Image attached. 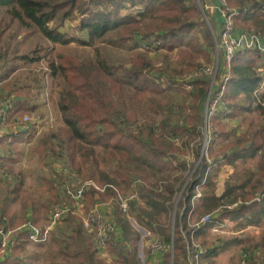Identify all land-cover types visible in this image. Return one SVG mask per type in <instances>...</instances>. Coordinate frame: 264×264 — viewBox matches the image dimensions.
Wrapping results in <instances>:
<instances>
[{
  "label": "trees",
  "instance_id": "16d2710c",
  "mask_svg": "<svg viewBox=\"0 0 264 264\" xmlns=\"http://www.w3.org/2000/svg\"><path fill=\"white\" fill-rule=\"evenodd\" d=\"M187 1L190 0H0V7L9 5L7 8L8 12L17 18L23 26L35 27L49 41L59 44L76 41L82 45H92L94 38L100 37L104 33L114 29L115 32L123 29L117 35L119 40L130 38L136 42L144 40L150 42L151 37L155 36L165 41L162 42L164 48L171 49L174 46L181 45L180 33L185 30L183 26L191 28L195 24H201L204 27L202 31L204 41L208 46L211 45L212 41L208 36L204 24L200 22L194 23V18H190V21L193 22L181 25L182 21L186 18L185 16L188 15L187 12H192L196 9L193 3L188 4ZM262 1L227 0V3L237 9L234 19L235 25L239 21L240 24L247 21L244 27L252 24L247 29L254 28V30H258L260 32L259 35L264 38V11L260 10ZM64 6L67 10H62ZM122 9L125 11L124 13L121 12ZM137 9L141 10L137 11ZM72 13L76 16H73ZM58 15H60V22L54 25L53 21ZM139 16L141 17L138 19ZM78 17L80 18V22L77 25V29L79 30L80 37H74V34L62 30L65 19ZM235 28L237 30H245L239 29L236 26ZM137 35L140 36L139 39ZM85 37L87 38L85 39ZM167 41H169L170 45ZM108 42L114 45L119 44L112 37L109 38ZM95 51L97 52V49ZM205 51L208 52V50ZM18 58L21 60H31L36 57L31 58L29 55L24 54ZM132 61L134 65L130 70L126 71L125 82L130 83V85H140L141 88H149L151 93H163L169 88L168 86L165 87L167 84H159V81H163L162 78L156 82L149 74L145 76L141 73L146 67L151 66L152 63L145 55H136L132 58ZM197 64L199 63L190 62L188 68L191 69ZM168 66L166 64V67ZM200 66L203 65L199 64L197 68ZM218 66L215 80H221L223 75V67L220 61ZM49 68L52 74H56L58 70L61 73L66 71L63 64H56L54 61L49 63ZM88 68L92 72L102 71L106 74H114L116 65L98 57L94 61L89 62ZM85 69L84 63L73 66L76 76L78 78H85L81 82V85H85L88 89H93L96 95L102 97L98 88L93 86L94 77L86 75ZM8 71L5 67L0 68V81L3 79V76L8 75ZM176 72L179 73L180 70ZM64 76L66 78V73H64ZM137 79H139L138 82ZM95 83L98 86L102 84L98 80ZM71 85L73 87L75 84L71 82ZM169 85L170 87H186L181 80L170 82ZM209 85V79L205 75L198 76L194 80L193 86L195 88L192 92L194 115L192 117L184 118L183 122H181L180 117H173L172 115H166L157 119L155 115L157 108L152 107L153 115L148 113V111L141 112L144 119L143 124L130 121L135 122L133 130L125 124L126 120L134 119L132 116H125V119H123V116H120L119 119H116V116L113 114H109V116L103 118H93L92 113L88 115L83 114L82 105L78 102L76 94L72 92L71 88L66 89L64 94L67 95L66 99L68 101H65V97L63 96L60 100L59 109L62 112L63 122L68 127L71 135L82 144H88L87 148L89 152L86 154L85 157L87 158L84 161H87L89 156H92L93 162H96L97 157L100 155L104 159L106 155L112 157V159H114L115 155H118L119 162L123 164L121 169L125 175L121 173L119 168L111 174L104 169L97 170L96 167H92V164L86 168L85 174L82 173V169L79 166L73 169L63 164L61 169L55 168L56 171H62L61 177H55L50 180L43 176L45 185L48 184L47 186L52 190L51 196L46 201L41 202V208H43L46 215L48 214L47 218L49 219L54 206L64 205L62 203L63 199H67L68 204L66 205L73 203L74 200L71 197V193L68 192L64 183L65 178H70L74 175H78L83 179L74 178L75 185L69 188L70 191L77 186L79 180L90 178L97 181L98 183H96L99 185L111 184L115 187L117 186L122 190L120 192H124L127 189L131 191L136 190L139 195V202L134 201L136 203H131V212L135 214L138 221L149 224L150 231L156 237H160L159 239L168 246L167 250L161 252L162 264H170L171 242L173 249L172 264H189L187 245L184 238L187 237L189 241L190 227L187 224V213L193 207L190 199L195 193L194 185L206 173L205 181L202 184L203 189L196 204L195 211H197V216L201 217L206 213L211 214V224H215L214 222L222 221L226 218L237 220L239 227L263 223L264 51H260L257 48H241L233 56L230 78L227 81L225 94L222 98V102L228 110H217L211 119V127L214 124L218 130H212L214 135L208 148V153L215 160V165L207 169L208 164H206L204 157H202V161L197 166L186 165L183 158L189 153L197 157L199 155L203 125V115L201 119V112H204V98ZM74 87L78 86L75 85ZM239 95L242 96V102L237 100V96ZM101 97L98 98L103 103ZM10 100L13 105L9 110L5 130L0 135V145L8 141V146L12 149L14 143L29 139L27 136L30 137L33 134V124L35 122H31L26 126V128L30 127L27 132L14 126V122L26 114L25 112L29 110L30 106L26 104V98L18 95L12 96ZM246 113H249V118L246 116L248 115ZM239 114H242V117L245 115L244 117L253 123L245 130L233 134L232 132L234 131L226 128L223 119L225 117H236ZM181 133L185 134V136ZM178 136L182 137V146H179ZM191 142L194 144L193 148L189 147ZM94 146H100L103 152H96ZM9 147L6 148V151H9ZM253 157H257L258 159L255 171L248 168L236 170L223 182L221 189L217 187V182L212 178L213 175L219 176L218 172L222 173L223 168L227 164H236L237 159L244 161L247 158ZM178 165L180 166L179 168ZM189 166L193 167V177L183 188V198H180V207L178 208L177 206L176 209L178 213L177 221L175 220L173 223L172 230L171 222L168 220V211L169 209L173 210L172 198H176V194L181 190L187 177L186 174L175 176L174 173L179 170L186 172ZM17 174L19 178H17L16 188H19L20 191L23 184V179L20 176L23 175L21 172ZM134 174L138 175V178ZM10 191L13 193L14 189ZM112 192L114 195V190L111 186H107L105 192H101L94 187H89L83 197V210H88L97 200L108 199L112 196ZM61 193L64 196H61ZM51 202L54 204L49 208ZM182 207L184 208L182 209ZM9 213V210L4 208L0 203V226L6 224L4 216ZM72 216L76 220L75 225L70 224ZM23 220L21 218L19 223ZM61 220L67 221L69 224L62 231L64 236L60 240H57L59 237H56V241H64L65 250L79 257L77 253L83 252L82 250L79 251V245L84 242L78 236L80 230L83 229L81 218L70 211L64 213L57 223L59 230ZM31 222L38 225L41 230L46 226L37 217L31 219ZM114 222L116 224L115 220ZM119 222L124 230L121 239L117 240L115 244L122 247L116 264H140L136 252L139 235L126 218L119 219ZM262 235L261 243L256 242L250 246H241L248 264H264V234ZM52 237L55 239L53 234ZM193 237L201 245L206 246L208 250L213 246V243L204 240L198 231L193 232ZM70 238H73L77 243L73 251L68 248ZM235 240L237 242L240 241V239ZM28 241V230H19L13 253L18 247H24ZM90 242L92 243V241H88L89 245ZM126 245H131L132 249L123 253L124 246ZM109 246H112V241L107 244V247ZM260 247L262 248L260 253L256 252L255 250L260 249ZM207 255L206 253L203 256V261H205L204 258ZM3 261L1 260L0 264ZM207 263L210 264L209 262Z\"/></svg>",
  "mask_w": 264,
  "mask_h": 264
},
{
  "label": "rangeland",
  "instance_id": "374dc122",
  "mask_svg": "<svg viewBox=\"0 0 264 264\" xmlns=\"http://www.w3.org/2000/svg\"><path fill=\"white\" fill-rule=\"evenodd\" d=\"M216 2H218V0L187 1L188 4L193 3L196 6V9L195 11L187 12L188 15L185 16L186 18L182 21L183 23H181V25H183L187 24L188 22H193L190 21V18H194V23L200 22L204 24L212 44L208 46L204 41L202 33L204 30L203 25L195 24L191 28L183 26V29L185 30L180 33V39L182 43L181 45L172 47V50L166 47L164 48V46H162V42L165 41L160 40L155 36L151 37L152 39L150 42L146 40L136 42L130 38L119 40L117 35H119L123 29L118 32H115L114 29L104 33L100 37L94 38L92 45H82L76 41H71L67 44H59L49 41L35 27L23 26L17 18L13 17L8 12L7 8L9 5H3L0 7V68L5 67L7 70H9L8 75L6 74L3 76V79L0 81V100H10L12 96L16 95L26 98V104L29 105L30 108L25 113L31 115V117L38 121L35 122V126L33 127V130H37L36 133H34L31 138L27 136L29 139H25L20 144L14 143L15 145L13 144V146L16 148L13 150L6 151V148L9 146L5 144L0 145V151L9 154V157L12 160V162H9L8 158L6 161H0V165L3 164V166L0 167V175L5 177L4 179L0 177V203L4 206V208L9 210L11 209L13 218H17L18 214H21L20 216L25 215L28 209L37 210L36 214L43 216L44 218L46 213L43 211V208H41V202L46 201L51 196L52 190L49 186H47L48 184L45 185L43 176H45L44 178H49L50 180L54 179L55 177H61L62 171H56V169H61L63 164L70 166L73 169L79 166L81 167L83 174H85L86 168L92 164V167H96L97 170L104 169L111 174H113V172L119 168L121 173L125 175L124 171L121 169L123 164L119 162L118 155H115L114 159L108 155H106V158L104 159L102 155H100L97 157L96 162H93V157L89 156V159L84 161L85 158H87L85 157L86 154L89 152V149L87 148L88 144H82L71 135L68 127L63 122L62 112L59 109L60 100L63 98V96L65 97V101H68L66 99L67 95L64 94L66 89L71 88L72 92L76 94L78 102L82 105L83 114L88 115L92 113L93 118H103L109 116V114H113L116 116V119H119L120 116H123V119H125V116H132L134 119L126 120L125 123L126 126L132 130L134 128L135 122H138V124H143L144 119L141 112L148 111V113L151 115L154 114L152 112V107L157 108V112L155 113L157 119L166 115H172L173 117H180L181 122H183L184 118L192 117L194 115L192 108V92L195 87H170L169 83L184 79L185 76L197 68V65L199 64L211 65L214 63L215 55L216 53H219L218 38L220 24L218 29L215 26V12L211 8L205 7V4L209 5ZM227 4L229 5V3ZM62 10L67 9L64 6ZM140 10L141 9H137V11ZM260 10L264 11L262 8ZM121 12L124 13L125 11L122 9ZM72 15L76 16L74 13H72ZM140 17L141 16H139L138 19ZM53 22L54 25L58 24L60 22V15L56 16ZM79 22V17L67 18L64 20L62 30H66L70 34H74V37H80L79 30L77 29ZM246 22L240 24L239 21L235 26L239 29L242 28L249 31H256L258 34L260 33L258 30H254V28L247 29L250 25L252 26V24H250L248 27H244ZM111 37L117 40L119 44H110L108 41ZM139 37L140 36L137 35L138 39ZM86 38L87 37H85V39ZM167 43L170 45L169 41H167ZM95 49H97V52ZM205 50H208V52ZM24 54L29 55L31 58H36L31 60H21L18 58L20 55L22 56ZM136 55H145L152 62L151 66L146 67L141 73H143L145 76L149 74V76L152 77L156 82L162 78L163 81H159V84H167L165 87H169L165 92L151 93L149 88H141L140 85H130V83L124 81L126 78V71L128 69L130 70L134 65L132 58ZM98 57L116 65V69L114 70L115 73L106 74L102 71L92 72L91 69L88 68V64ZM13 59L15 60L12 61ZM52 61H54L56 64H63L66 71L61 73L58 70L56 74H52V71L49 68V63ZM190 62H197L199 64L189 69L188 67ZM80 63L85 64L86 75H91L94 77L93 86L98 88L102 97L96 95L93 92V89H88L85 85H81V82L85 80V78H78L73 70V66ZM166 64L169 66L166 67ZM178 70H180L179 73L176 72ZM64 73H66V78ZM205 76L209 79V82H211L210 77L208 75ZM96 80L100 81L102 84L98 86L95 83ZM138 81L139 79H137V82ZM71 82H73L78 87H74L75 85L71 87ZM98 97L102 98L103 103L100 102ZM237 100L242 102V96H237ZM219 109L224 111L223 107H220ZM246 114H248L246 116L249 118V113ZM202 115L204 116V112H201V119ZM241 115L242 114L236 115V117L233 116L229 118L228 121L232 118L240 119L241 121L239 122V126L241 127L239 130L242 129L241 131H243L248 126L252 125L253 122L247 120V118L244 117L245 115H243V117ZM228 121L223 122L225 123L224 125L227 129L229 126ZM212 127L211 133L214 135L212 130L218 129H216L214 124ZM181 134L185 136V134ZM196 139L198 140L197 136ZM177 140L179 146H182V137L178 136ZM210 141L208 143V148L211 143ZM189 147H194L193 142H191ZM94 148L96 152H103V149L100 146H94ZM208 151L209 150H207V153ZM193 156L197 161V164L195 165L197 166L202 161V158H198L195 155ZM208 157L212 160V162L215 161L209 155V153ZM183 161L186 163V165L189 162V160H187L185 157L183 158ZM257 161V157H253L250 158L248 163H250V166L256 170ZM240 162L245 163L242 160H240ZM214 165L210 167L208 166L207 169L214 167ZM179 167L180 166L178 165V168ZM233 168V172H235L236 167ZM241 169L242 167L239 170ZM192 170L193 167L189 166L186 172L179 170L178 172L174 173V175L179 176L181 174H186L187 177L184 183L185 185L193 177ZM19 172H21L23 175L20 176L23 179V184L20 191L19 188H16L17 178H19L17 173ZM219 173L220 172L217 174ZM134 175L136 178H138V175ZM74 178L83 179L78 175L65 178V187L67 185L69 188H71L72 185L74 186ZM212 178L217 182V184L222 181L221 176L213 175ZM7 187L14 189V192L10 194L9 192H6L5 189ZM115 188H117L119 192L122 191L117 186ZM202 189L203 186L201 185L199 187L200 194ZM130 191L131 190L127 189L124 192L128 193ZM182 191L183 189L177 193L176 199L172 198V204L174 207L173 210L169 209L168 211V220L170 222L172 221V225L175 220L177 221L178 213L176 212V209L177 206L178 208L180 207V198L184 194ZM4 193L5 195H8L6 199H3L5 195H2ZM114 195L112 192V196L110 199H108L111 204L114 202ZM61 196H64V194L61 193ZM137 202H139V200ZM62 203L65 205L68 204L67 199H63ZM52 204L54 203L51 202L49 204V208ZM74 211V214H79L80 218L85 212L83 209L81 211ZM131 213L130 207L128 212L123 216L126 218H133L136 222H139L135 214ZM8 216L9 215L4 216V222L6 223V226L10 227L12 222H10L11 220ZM20 218L25 219L24 216ZM46 220H48V218L43 221L44 224L47 223ZM75 221L76 220L72 216V221L70 224L75 225ZM142 223H144L145 228L150 231V225L146 224V222ZM59 224L61 227L58 234L59 238L57 240H60V238L64 236L62 231L65 230L69 223L67 221L65 222L61 220ZM250 226L251 227L248 229L249 233L239 237V239H242V245L239 244L236 246L237 253L239 254L237 261L238 264L240 257L244 254L241 246H250L256 242L261 243L263 238L262 234H264V222L260 225ZM138 229L136 230L141 232L140 229ZM144 233L146 235L148 234V236L156 237L151 231ZM156 238L159 239L160 237ZM44 243L46 245L40 246L39 251L31 253L30 256L35 258H39V255L49 256L51 255L52 251H54V248H64L65 242H57L56 239L50 238L44 241ZM76 245V241L73 238H70L68 248L73 251ZM261 249L262 248L260 247V249H256L255 251L260 253ZM63 252L64 250H62L60 253H57L55 256L52 254V258L59 256L64 258ZM172 252L173 249L170 250V264H172L173 259ZM221 259L222 260L219 263L227 264L228 258L222 257ZM47 263L49 262L47 261Z\"/></svg>",
  "mask_w": 264,
  "mask_h": 264
},
{
  "label": "built area",
  "instance_id": "2783aa9c",
  "mask_svg": "<svg viewBox=\"0 0 264 264\" xmlns=\"http://www.w3.org/2000/svg\"><path fill=\"white\" fill-rule=\"evenodd\" d=\"M205 7L211 8L214 12H218L221 18L218 38L219 53H216L213 64L200 66L196 70L188 73V75L185 76L184 79H181V81L186 87H192L194 80L198 76L208 75L210 77V86L204 98L202 141L200 143L201 153L199 156V158L204 157L205 162L208 163V166L210 167L215 164V161L212 162L207 153L208 143L213 137L211 133V119L220 107H223L224 111L228 110L223 104L222 98L225 94L227 81L230 78V68L233 56L235 52L241 48H257L260 51H264V38L254 31L237 30L234 23L237 9L229 6L226 3V0H218V2L209 5L205 4ZM261 8L264 10V0L261 3ZM219 61L223 67V75L221 80H215V73L219 68ZM12 105L13 103L11 100H0V135L5 130L8 122L9 110ZM31 122L38 121L31 117V115L24 114L14 122V126L27 132L30 127L26 128V126ZM33 125L35 126V124ZM185 158L189 160L187 165H190L191 162L194 163V166L197 164V161L194 160L192 155H190V157L189 155H186ZM205 176L206 173L203 174V177L201 178L202 180L198 181L194 185L196 193H194L191 197V205L193 200L200 196L199 187L203 184ZM107 186H111L113 188L115 192L113 203L117 204L122 215L128 212L132 202L139 200L136 190H132L128 193L119 192L117 188L111 184L99 185L91 179L79 180L77 186L72 191L69 190L68 185L66 186L68 192L71 193V197L74 200L73 203L71 205L64 204L62 206H54L43 230L29 220L23 221L14 228L6 225L0 226V254L10 252L13 249L16 244V236L19 230L27 229L29 240L43 241L47 239L50 229L58 223L64 213L68 211L72 212L74 211L73 209L82 207L84 194L89 187H94L95 189L103 192ZM191 211L192 208L188 211L187 218L190 217ZM81 222L83 228L93 234L95 248L98 252H102L115 236L116 224L111 217L106 216L98 208V202L94 203L84 212V214L81 215ZM210 222H212V216L209 213L204 214L198 220L193 222H190L189 219L187 220V224L190 227L189 241L187 240V237L184 238L187 245L189 264H208L203 261V256L208 252V248L201 245L194 239L193 232ZM212 230L218 232L219 227L214 225L212 226ZM147 246L151 252H162L168 248L166 244L153 236L148 238ZM239 264H248L245 253L240 257Z\"/></svg>",
  "mask_w": 264,
  "mask_h": 264
},
{
  "label": "crops",
  "instance_id": "0c3cea01",
  "mask_svg": "<svg viewBox=\"0 0 264 264\" xmlns=\"http://www.w3.org/2000/svg\"><path fill=\"white\" fill-rule=\"evenodd\" d=\"M214 20H215V26L219 29V24H220L221 18L219 16L218 12H215ZM229 118H231V117H227V118L225 117L223 119V121L227 122ZM240 121L241 120L237 119V118L230 119L228 121V123H229L228 124L229 125L228 130L234 131V132H232L233 134L239 133L242 130V129L239 130V128L241 127V126H239ZM36 131L37 130H34L33 132L36 133ZM20 143L21 142H16L15 144H20ZM3 144L8 146V141H6ZM14 148H16V147L13 146L12 149L9 147V151L13 150ZM200 153H201V146H200L198 158L200 156ZM188 155H192V153H189ZM6 156H7V158H6ZM8 158H9V162H12L11 158L9 157V154H6V153L0 151V161H2V160L6 161ZM193 158H194V156H193ZM249 160H250V158H247L246 160L243 161L245 163H242V162H240V159H237L236 164H227L223 168V172L219 173V176H221L222 181H220L217 184V187L219 189L222 188V186H223L222 182L225 181L226 179H228L229 175L232 174V172L234 171L233 167H236V170H239L241 167H242V169L248 168L250 170H255L250 166V163H248ZM190 164L192 166H194L193 162H191ZM1 166H3V164H1L0 167ZM0 177L2 179L5 178L4 176H1V175H0ZM184 186L185 185L183 184L181 189H183ZM10 190H11V188H8V187L5 189L6 192H9V194L12 193ZM195 193H196V191H195ZM4 195H5V193L2 196H4ZM7 196L8 195H5L3 197V199H6ZM198 197H196L197 199L195 198L193 200V203H192V206H193L192 211H191L190 217L188 218V219H190V222H193L197 218L200 217L199 215L197 216V211H195ZM182 198H183V196H182ZM108 199H110V197ZM108 199H104V200L100 199V200L96 201V202H98V208L106 216L111 217L112 219L114 218V220L116 221V231H115V236L112 239V246L106 247L102 252H98L97 249L95 248V241H94V236L92 235V233L87 231V230H84V228L82 227L83 229L80 230L78 236H79V238L83 239L84 242L79 245V248H80L79 251H81V250L83 251L82 253H80V252L77 253V255L79 257H77L76 255H74L71 252H68L67 250H65V248H54V251H52L51 255H49V256L39 255V258H35V257L30 256L31 253L39 251L40 246L46 245L44 243V241H46L47 239H50V238L54 239L52 237V234L54 235L55 239H56V237H59V235H58L59 234V227H57L58 224H56L55 226H53L50 229L47 239L43 240V242L40 240L39 241L29 240L24 245V247H18L16 249V251L13 253V249L15 247L14 246L10 252H4V253L0 254V261L4 260L2 262V264H116L117 259L119 257V253L122 250V247H120V245H115V244H116L117 240L121 239V236L123 235V230H124V228L122 227V225L119 222V219L126 218V217L123 216L121 214V212L118 210L117 204H115V203L111 204V202ZM136 202H134V203H136ZM190 202H191V199H190ZM82 209H83V205L81 208H76L73 210L81 211ZM36 211L37 210H35V209H28V211H26L25 215H23V216L25 217L26 220H29V221H31V219H35L36 217L39 221H42V222L45 221L48 214L44 215V218H43V216L37 215ZM131 211H132V207H131ZM9 212L10 213L8 214L9 215L8 217L11 220L10 222H12L10 227L14 228L17 225H19V221L21 220L20 217H23V216H20L21 214H18L17 218H13L11 209L9 210ZM74 212L75 211H72L71 213H74ZM131 214H134V213H131ZM126 219L129 222V224L132 226V228H134V227L136 229L139 228L141 231V232H138L134 228L139 235L137 245H136V252H137V257L140 260V264H162L161 252H151L148 249L147 240H148L149 236H148V234L146 235L144 232H150V231L145 228L144 223H142L141 221L136 222L133 218H126ZM214 223L215 224H211V222H210L209 224H205L202 227L195 230V232L198 231V233H200V236L204 240L210 241L213 243V246H211L207 252L208 255L204 258V260H205L204 262H206V263L209 262L210 264H221L219 262H221V260H222L221 258L224 257V258H228L227 264H238L237 261L239 258V254L237 253L236 246H238L239 244L242 245V239H240L239 242H237V240H235V239H239V237H242V236L248 234L249 233L248 229L251 226L239 227L237 220H229L227 218L222 220V221H217ZM43 225H44V223H43ZM214 225L219 227L218 232L217 231L215 232L212 230V226H214ZM171 229L173 230L172 221H171ZM88 241H92V243L90 242V245H89ZM131 249H132L131 245H126V246H124L123 253L125 251H130ZM62 250H64V252H63L64 258L61 256L56 257V258H52V254L55 256L57 253H60ZM212 250H214V251H212ZM93 251H94V253H93ZM52 259H53V261H52ZM47 261L49 263H47Z\"/></svg>",
  "mask_w": 264,
  "mask_h": 264
},
{
  "label": "water",
  "instance_id": "95a60500",
  "mask_svg": "<svg viewBox=\"0 0 264 264\" xmlns=\"http://www.w3.org/2000/svg\"><path fill=\"white\" fill-rule=\"evenodd\" d=\"M172 234H173V232H172ZM171 249H172V243H171ZM173 253V252H172ZM172 253H171V255H172Z\"/></svg>",
  "mask_w": 264,
  "mask_h": 264
},
{
  "label": "clouds",
  "instance_id": "9594fccd",
  "mask_svg": "<svg viewBox=\"0 0 264 264\" xmlns=\"http://www.w3.org/2000/svg\"><path fill=\"white\" fill-rule=\"evenodd\" d=\"M34 135V133L30 136V138Z\"/></svg>",
  "mask_w": 264,
  "mask_h": 264
}]
</instances>
